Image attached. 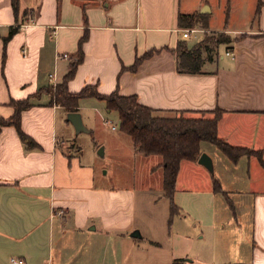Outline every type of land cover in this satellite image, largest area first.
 I'll use <instances>...</instances> for the list:
<instances>
[{
	"label": "crops",
	"instance_id": "obj_1",
	"mask_svg": "<svg viewBox=\"0 0 264 264\" xmlns=\"http://www.w3.org/2000/svg\"><path fill=\"white\" fill-rule=\"evenodd\" d=\"M17 2L15 10L13 0H0V118L14 114V101L28 99L21 129L37 145L29 147L15 125L1 127L0 264H13L12 257L22 264H107L111 257V264H215L220 253L233 264H264V165L257 155L264 159V0L250 5L252 15L239 9L241 22L232 19L237 1L227 0L228 21L216 29L206 20L213 7L204 2L197 8L185 0ZM256 18V26L249 24ZM189 28L203 36L189 43L192 33L183 34ZM207 32L227 41L204 49L199 71L181 69L179 42L192 48ZM64 52L70 57L59 56ZM75 63L70 92L91 86L104 95H136L163 115L219 111L218 137L251 152L233 160L220 149L226 159H219L217 175L183 159L177 208L169 199L167 228L155 234L138 214V190L97 184L94 169L69 149V110L52 101L48 88ZM90 102L106 100L80 98L82 116Z\"/></svg>",
	"mask_w": 264,
	"mask_h": 264
},
{
	"label": "trees",
	"instance_id": "obj_2",
	"mask_svg": "<svg viewBox=\"0 0 264 264\" xmlns=\"http://www.w3.org/2000/svg\"><path fill=\"white\" fill-rule=\"evenodd\" d=\"M15 10L18 9L17 0H13ZM188 17L189 24H194L195 19L190 15L181 14V20ZM189 17H191L189 19ZM17 27L10 29L7 40L12 36ZM207 40L189 48L185 42H179L178 55L179 67L187 71H199L203 63L202 53L204 49H209ZM224 42L227 39L219 38L216 42ZM151 51L145 56L151 55ZM142 57L137 58L135 66ZM76 64H73L68 71L65 79L54 86L48 88L52 101L61 103L69 111L78 110L79 100L85 96H97L105 99L110 109L118 111L120 129L130 135L135 147L144 154H160L163 157L161 166L163 167V189L165 195L169 197L172 204V211L177 208L174 202V192L180 163L183 159L198 160L202 150L201 142L208 141L217 145L233 160L245 153H249L247 148L234 147L218 137L217 124L219 111H215L214 117L205 115L192 116L186 115L183 111L176 115L159 114L158 109L144 105L138 101L136 95H121L118 91L104 95L91 86H86L80 92L72 93L67 88V81L75 73ZM14 114L8 118H0V131L3 125L13 124L19 131L23 141L29 147L36 146L37 143L21 129V111L30 105L28 99L16 100ZM261 163L264 165V159L260 151L257 152ZM217 190L220 188L216 180Z\"/></svg>",
	"mask_w": 264,
	"mask_h": 264
},
{
	"label": "rangeland",
	"instance_id": "obj_3",
	"mask_svg": "<svg viewBox=\"0 0 264 264\" xmlns=\"http://www.w3.org/2000/svg\"><path fill=\"white\" fill-rule=\"evenodd\" d=\"M235 1H237V6L232 12V19L233 21L241 22L243 20L239 18L238 14H243V12L239 11V9L246 8L248 15H252L253 12H251L250 5L252 4L253 6L258 0ZM185 2V7L187 8H197L200 2L213 7V14L210 17L208 16L209 19L208 17L206 19L210 21V28H222L226 25L229 17V4H227V0H185ZM252 23L256 26L257 18L253 22L250 19L249 24ZM201 36L203 34L192 33L191 37L186 39L189 43H192ZM219 36L220 33L214 34V32H210L207 35V39H209L207 40V45L214 46L216 43L215 39ZM215 115L216 113H213L207 117H214ZM83 117L90 131L76 133L74 129V138L70 141L69 145L71 152L75 156H78L83 164L89 165L94 169L97 184L105 186L115 185L124 190H138V194H136L138 195L139 216L146 217L148 228L150 227L155 234H158L161 230H165L168 224L167 217L170 210V200L162 189L163 169L159 166L162 157L158 154L148 155L140 152L134 146L130 135L122 132L120 129L117 111H110L106 106V102L88 103V109L84 112ZM113 125L116 126L115 129L112 127ZM202 145L213 156L214 173L216 175L219 174L221 172L219 159L221 158L225 161L226 155L217 145L211 142L204 141ZM101 147L104 150L103 154L100 153ZM243 167H247L246 161ZM183 170L188 174L192 173L190 169ZM208 173L212 174L209 170ZM147 213L151 214L152 218ZM139 224L142 228H146V226L141 225V222ZM215 258V264H219L220 262L233 264L227 261L226 256L222 253L217 254ZM113 259L111 257V260L107 264H111Z\"/></svg>",
	"mask_w": 264,
	"mask_h": 264
},
{
	"label": "water",
	"instance_id": "obj_4",
	"mask_svg": "<svg viewBox=\"0 0 264 264\" xmlns=\"http://www.w3.org/2000/svg\"><path fill=\"white\" fill-rule=\"evenodd\" d=\"M67 119L73 124L76 133H79L81 131H90L88 126L85 124L80 111H69L67 113ZM100 153H104L103 147H101ZM198 161L199 163L203 164L209 171L214 173V161L209 153L203 151L200 154Z\"/></svg>",
	"mask_w": 264,
	"mask_h": 264
},
{
	"label": "built area",
	"instance_id": "obj_5",
	"mask_svg": "<svg viewBox=\"0 0 264 264\" xmlns=\"http://www.w3.org/2000/svg\"><path fill=\"white\" fill-rule=\"evenodd\" d=\"M196 31H199V29L198 28H189V29H186L183 34H184V36H188V35H190V33H193V32H196ZM59 56L67 57V58L70 57L69 54L66 53V52L62 53ZM50 77L51 78L54 77V74H50ZM53 84L55 85L56 83L54 82ZM112 127L115 128L116 126L113 125ZM11 262L13 264H22L23 260L22 259H17L15 257H12ZM173 264H192V263L189 260H187V259H177V260L174 261Z\"/></svg>",
	"mask_w": 264,
	"mask_h": 264
}]
</instances>
